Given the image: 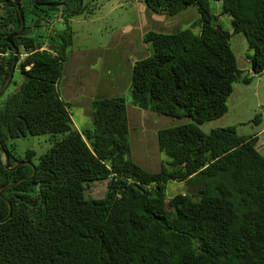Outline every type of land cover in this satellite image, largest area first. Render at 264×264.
I'll return each mask as SVG.
<instances>
[{"label": "trees", "instance_id": "1", "mask_svg": "<svg viewBox=\"0 0 264 264\" xmlns=\"http://www.w3.org/2000/svg\"><path fill=\"white\" fill-rule=\"evenodd\" d=\"M75 1L21 0L26 26L12 42L22 81L0 97V147L10 166L32 161L36 173L2 189L13 212L0 223V264H264L259 135H239L236 126L201 128L228 112L234 82L249 84L264 71V0H217L234 33L245 35L256 75L239 67L212 0H146L158 13L194 5L200 14L198 32H146L153 53L133 66L131 104L167 119L153 133L164 155L156 171L133 158L125 96L95 100L91 127L74 125L71 103L58 89L72 43L66 17L73 14L38 4L75 8ZM89 7L80 0L77 14ZM0 9V51L10 52L0 58L1 89L14 59L7 40L21 19L17 0H0ZM60 18L68 26L61 31L54 27ZM262 121L260 114L254 119ZM28 135L53 140L36 162L35 151L22 159L12 154L13 141ZM32 174L30 165L6 168L0 152V188ZM170 181L185 183L186 191L168 197ZM94 182L107 184L104 197H88ZM2 195L0 219L9 212Z\"/></svg>", "mask_w": 264, "mask_h": 264}, {"label": "rangeland", "instance_id": "2", "mask_svg": "<svg viewBox=\"0 0 264 264\" xmlns=\"http://www.w3.org/2000/svg\"><path fill=\"white\" fill-rule=\"evenodd\" d=\"M85 4H89L90 7L83 10L80 14L66 17L67 24L71 30L72 43L68 48V61L65 64L64 75L59 86L62 97L66 99V96H68L65 90H72L70 83L67 84L69 80L66 81L67 67H70L76 76L79 74L78 69L89 67L88 71L91 72L82 70L81 74L93 77L96 82L104 85V89H108L109 92L122 94L131 103L132 64L136 60L150 56L153 53L151 44L144 41L143 34L149 30L158 31L157 24H154L156 21L153 19L147 20L144 15L145 11L140 7V3L137 0H85ZM211 6L213 14L217 16L215 23L223 26L225 30L231 33L230 43L236 54L239 67L246 72L248 71L247 69L253 72V65L249 60L254 53L249 48L245 35L243 33H234L231 16L222 13L221 2L212 0ZM62 8L66 9L65 7ZM55 10V13L60 12V9ZM27 18L29 22L30 15H27ZM196 21L193 17L192 20L183 22L179 29L192 28L195 32H198L199 25L195 24ZM62 27L67 28L68 26L57 23L56 28L59 31L63 29ZM164 30L167 29L164 28ZM77 55L83 56L84 59L81 61ZM86 55H89L90 58H87ZM21 81V73L17 67L14 81L10 85L8 92L14 90L15 82ZM69 94H73V92L70 91ZM79 101L82 102L74 104L71 107V112L79 123L83 124L86 122L90 124L91 122L92 124L93 117L91 119L86 113L89 103L86 99H80ZM228 106L229 110L225 115L206 121L201 125L202 130L208 133L217 127L236 126L239 135L248 136L259 133L264 127V71L262 74H258V77L253 78L249 84L242 81L234 82V90L228 100ZM147 114L149 117L145 118L132 113L130 141L133 149V158L135 157L144 162V166L152 169L149 159L151 157L150 154L156 151L157 143L153 134L154 119L151 118V113ZM258 114L263 119L261 125L254 122ZM157 120L159 119L155 118V124L160 122ZM170 122L179 123L177 119L176 121L170 120ZM159 124L161 125V123ZM138 133H141L140 138L142 140L139 143L140 145L138 144L139 138L134 137V134L137 135ZM259 136L261 141L264 140V134L261 133ZM13 143L15 144L12 149L13 156L22 159L27 157L29 150H32L36 152V155L33 156V161L35 162L40 155L46 153L53 146V140L50 135H28L27 137L14 140ZM186 189L187 187L184 183L170 181L167 184L168 197L185 192ZM106 190L107 184L94 182L88 188L87 195L92 198H101L105 196Z\"/></svg>", "mask_w": 264, "mask_h": 264}, {"label": "crops", "instance_id": "3", "mask_svg": "<svg viewBox=\"0 0 264 264\" xmlns=\"http://www.w3.org/2000/svg\"><path fill=\"white\" fill-rule=\"evenodd\" d=\"M137 1L140 3V7H142L144 9V11H145L144 15L147 18V20H152L153 19V20L156 21V23H154V24L155 25L157 24L156 27H157L159 32H175V31H178L179 27H181L183 22H188V21L192 20L193 17H194V19L198 20L199 17H200L199 11H198L197 7L194 6V5L188 6L185 10H183V11H181V12L175 14V15H168V14H165V13H158V12L154 11L153 9H151L147 5L146 0H137ZM191 8H193V9L191 10ZM60 19L55 21L54 27H55L56 30H58L56 28L57 23H59V25L61 23L64 26L65 21L61 22ZM62 28H64V27H62ZM164 28L167 29L168 31L164 30ZM153 31H155V30H153ZM145 33L146 32H144V34ZM144 34H143V36H144ZM86 56H87V58H90L89 55H86ZM77 57L81 61L84 59L83 56L80 57V56L77 55ZM140 57H142V56H140ZM142 58H145V57H142ZM142 58H140V59H142ZM251 59L249 60L250 62H252ZM67 61H68V58H67ZM133 66H134V64H132V74H133ZM67 68L68 69H67V79H66V81L69 80V82L67 84L70 83V88L72 90H69V89H67V91L65 90V93L68 94V96H66V99L62 97V94H61L60 90H59V92H60V95H61L62 99H64L65 101L71 103L70 112H71V107L74 104H78L80 102L79 101L80 99H82V100L86 99L87 102L89 103L88 107L86 108V113H87L88 117H91V119H92V117H93V103H94L95 100L108 98V97L123 96L122 94H118V92H109L108 89H104V87H103L104 85L99 84L100 82H96V80L93 79V77H91V76L88 77V76H86L84 74H81L82 70L83 71H88L89 67H83V68L78 69L79 70V74L77 76L75 75L74 72H72V69L70 67H67ZM64 69H65V65H64ZM247 70L249 71V69H247ZM88 72H91V71H88ZM249 72L253 73L251 70ZM63 75H64V71H63ZM62 78H63V76H62ZM59 86H60V84H59ZM89 88H90V90L92 92L89 90ZM101 89H103V90L100 91ZM70 91H72L73 94H69ZM80 96H82V98H80ZM83 98H85V99H83ZM89 105H90V107H89ZM128 113H129V123L130 124L132 123V113L144 116L145 118L149 117V115L147 113H151L153 116L152 115H150V116H151V118L154 119L153 123L156 126L154 128V130H153L155 135H157V133H158V130H159L158 125H159V123H163L164 121H167V119H164L165 117L154 115V113L145 111L143 109H140V108L134 106L131 103L128 104ZM71 116H72V119H73L75 127L79 131H83L84 129L89 128L92 125L91 122H90V124L84 122L83 123L84 125L82 123H79L76 120V118L74 117V114L72 112H71ZM155 118L156 119L159 118L160 120H157V121H160V122L155 124ZM261 133L264 134V127L261 129V131L259 133H257V135H259ZM134 137L141 139L140 138L141 135H135ZM258 137H259V140H258L257 146H258L259 150L264 154V140L261 141L260 136H258ZM138 144H139V142H138ZM260 145H262V146H260ZM132 154H133V149H132ZM150 155H151V157H150L149 161H150L151 167H152L151 170H153V171L159 170L161 168V163H162V160L164 158L163 154L160 153V151L158 150V147H157L156 151H153V153H151ZM137 161L140 162L141 164H144V162H142V161H140L138 159H137ZM180 183H183V182H180Z\"/></svg>", "mask_w": 264, "mask_h": 264}, {"label": "water", "instance_id": "4", "mask_svg": "<svg viewBox=\"0 0 264 264\" xmlns=\"http://www.w3.org/2000/svg\"><path fill=\"white\" fill-rule=\"evenodd\" d=\"M34 1L37 2V0H34ZM17 5H18L19 13H20L21 28H20V30L17 33L10 35L9 38H8V40H7L8 43H10L12 45V48H13V51H14V59H13L12 66H11V69L9 71V75L7 77V80L5 81L4 85L0 89V97L3 95V93L10 86V84H11V82L13 80L15 71L17 70V64H18V58H19L20 50L12 42V39H13L14 36H19L20 34H22L23 31H24V29H25V26H26V21H25L24 13H23V9H22V6H21V0H17ZM38 5L40 7H43V6H49V7H65L66 9H68V11H69L70 14H77L79 12V8H80V0H76L75 1V8L74 9L70 8L67 3H63V2H59V3H56V4L51 3V2H46V3H39ZM0 152L3 153L4 156H5V166L9 170H12V171L13 170H16L17 168H19L20 166H23V165H30V166L33 167V174H32V176L24 177V178H21V179H19L18 181L14 182V183L3 185L0 188V195H2V189L3 188H8V187L16 186L20 182H22L24 179H27V180L31 179L35 175V173H36V167H35V165H34V163L32 161H28V160L19 161L16 164L10 166V155L8 154V152L5 150V148H2V147H0ZM2 197L9 204V212H8V215L4 219H0V223L7 221L11 217L12 212H13L12 203L5 196L2 195Z\"/></svg>", "mask_w": 264, "mask_h": 264}, {"label": "built area", "instance_id": "5", "mask_svg": "<svg viewBox=\"0 0 264 264\" xmlns=\"http://www.w3.org/2000/svg\"><path fill=\"white\" fill-rule=\"evenodd\" d=\"M60 21H61V22H64L65 19H64V18H61ZM9 55H10V52H1V51H0V58H3V57H5V56H9ZM251 74L256 75L254 71H253V73H251Z\"/></svg>", "mask_w": 264, "mask_h": 264}, {"label": "flooded vegetation", "instance_id": "6", "mask_svg": "<svg viewBox=\"0 0 264 264\" xmlns=\"http://www.w3.org/2000/svg\"><path fill=\"white\" fill-rule=\"evenodd\" d=\"M72 9H74V8H72ZM16 163H17V162H15L14 164H16ZM14 164H13V165H14Z\"/></svg>", "mask_w": 264, "mask_h": 264}]
</instances>
